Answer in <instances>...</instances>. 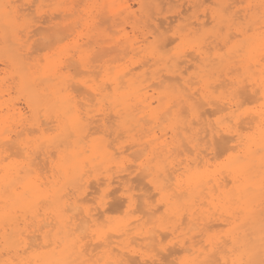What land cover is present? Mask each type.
<instances>
[{
  "label": "bare ground",
  "instance_id": "6f19581e",
  "mask_svg": "<svg viewBox=\"0 0 264 264\" xmlns=\"http://www.w3.org/2000/svg\"><path fill=\"white\" fill-rule=\"evenodd\" d=\"M170 1L167 3L170 4ZM11 2L12 1L10 0H0V5L10 4ZM233 2L235 3V1ZM130 3L128 0H95L92 9L88 10L87 7V10H85L87 14L85 13L86 16L83 18L85 21L82 22V25L88 30L91 28V30L86 32L85 35L88 38V41H92V45L90 46L93 48L86 47L85 45H89L88 43H81V45H79L80 43L78 44L76 42L75 46L78 45L76 46L77 48L74 47V49L76 48L74 51L75 54L73 51L69 50L71 47L70 44L72 43L69 44L67 42L64 44L66 42L65 40L71 38L70 36L72 34L70 33L73 28L72 25H70V23L69 25L67 24V26L64 25L63 31L61 30L62 28H60L61 25L56 27L58 24L55 23L56 26H50L52 29V31L50 30V34L49 30H47L49 27L47 25V35L43 34L41 36L44 38H42L44 42L48 39V41L50 40V43H53L54 52L51 55H45V63L43 61L44 64H41L42 62L39 56L38 58L36 56V58L31 57L33 60H30L29 55L27 56L29 53L28 48H31L29 42L31 39L30 32H35V30H31L33 25L24 27L26 21L20 22L17 26L18 31L10 32L8 38L5 39L3 31L4 18L3 15H0V31H2L6 43L5 56H7L10 64L9 66L11 67V69H8H10L11 73L14 75V79H17V91L23 95L25 104L29 109L28 111H30L29 115L31 114V118L28 116L30 121H26L25 113L22 111L24 107L22 108L20 103L12 102L9 104L8 102L4 103V101L1 100L2 98L4 99L6 96L5 94H11L10 88L7 89L5 87L7 90L0 89V264H49V262L54 261H84L87 259L100 261L101 264H118V262L119 264H132L131 262L133 261H136V263L133 262V264H137L138 260H146V264H148L147 261L149 262L150 260L151 264V261L154 262L157 260L156 257L158 258L159 255L163 254L161 250L166 251L170 249L171 251L172 249L170 248L168 241L167 244H165L166 239H168L170 235L164 236L165 234L163 233H165L166 230L171 231L173 236L176 235L178 229L184 231V234H189L185 231L186 224L188 223V231L190 230L197 234L200 232L201 234V229L207 230L211 226L216 230V224L218 222H220L222 226H228L227 231L232 229V233L238 238V247H255L256 256L254 258H259V238L262 229H264V216H262V209H264V196H262L260 190L262 168L260 147L258 143V125L261 122L256 118L261 111V105L264 104V92L261 91L259 79L260 70L264 68V60L261 58V51L264 49V42L260 39L259 31L261 27L257 28V25L260 24V22L256 17H251V21H248L247 24L253 25L254 28L256 27L254 35H246L244 41L237 39L232 40L231 37L235 38L239 34L244 35L247 30H241L238 28V34H235V37L234 35H231L233 34L231 29L234 26L233 17L236 15L237 10L231 9L233 8L230 7L231 3L225 5V2L218 0L220 8L210 12V18L214 22V30L202 29V33L200 34L197 33L198 31H194V27L192 26L194 23L201 28H203L204 23H206L200 20V15L193 16L197 23L191 21L182 25L189 26L184 32L182 31L184 27L180 26L182 28L181 31L183 32L180 33L184 47H189L197 53V55H195V58H197L195 66L197 67L198 72L195 74L197 75V78H200V81L198 80L197 82L200 84L202 83L201 92H199L198 87L196 88L193 87V85H190L188 79H186L187 77L184 76V70H182V67L179 65L180 63L178 59L183 60L180 57V53L184 49L174 50V52L169 54V51L165 50V47L168 46L167 44H169V42L167 43L164 38L162 39L158 37V35H161L160 32L162 30L160 32L157 30L162 26L160 27V24L157 21L159 17H156V15L159 16L163 13L161 10L162 6L165 4L162 3V0H139V14L137 13V10L133 9V5ZM184 5L185 3H183V6ZM68 8L71 7L69 6ZM13 12L17 15L16 9H13ZM72 13L73 12H71V14ZM183 13L185 14V12ZM74 14H72V16ZM54 15L59 16V14ZM64 15L62 14V17ZM65 16L70 17L69 13ZM240 16L242 15L240 14ZM75 17L79 16L77 15ZM80 18L82 17L78 18L81 21L82 19ZM178 18V20L181 19V17ZM238 18L239 17L236 15L235 19ZM141 19H144L142 21L143 23L141 22L142 24H139L138 22H140ZM47 20L45 21L47 22ZM79 20L77 21L79 22ZM30 23L31 22H29V24ZM106 23L107 25L109 24L110 31L107 30L108 26L106 27ZM168 23H171L169 19ZM74 24L73 26L76 27L77 23L76 25ZM126 24H130L133 31L139 29L143 39L137 40L136 36H133L132 38L126 30ZM151 26L152 28H155V32L157 31L159 33H157L158 35H156ZM58 28H60V30ZM68 28L71 30L69 29L68 31ZM150 28L153 30L152 33ZM112 29L114 30L111 31ZM224 29H226L225 33H223ZM19 30L26 32H24L26 34V39L19 36ZM65 30H67V32ZM230 30L231 33L229 32ZM34 34H32L31 37L34 36ZM163 34L165 33H162V36ZM150 35L153 39H150ZM166 36L167 35H164L163 37L166 38ZM212 36L214 39L209 42V39ZM39 37L40 36L36 38ZM35 41L37 42V39H34V42ZM218 41H221L224 46H227L225 54L220 52V48L218 47V44L220 45V43H218ZM94 46H98L99 50H95ZM26 50L28 51L26 52ZM69 51L73 52L74 55H71L72 58L69 56L68 61H75L73 63L79 67L80 73L83 70L87 73L86 74L84 71L82 72V74L84 73V75H86L85 78L83 77L81 80H75V77L69 69L71 63L69 64L68 61H65L68 58L64 60L65 62L63 61L65 55H70L71 52ZM104 53L106 54L104 55ZM190 53H192L191 55L195 54L193 52ZM134 55L142 56L141 58L143 61H147L146 59L153 60V63L151 61L152 65H157L155 70L151 71L148 68V72L151 71V76H148L149 78L145 75L148 72L145 73L143 70L142 75L140 73L135 74L133 71L131 72L130 65H125L127 62L126 59L134 61ZM181 56L183 57V55ZM192 58H194V56ZM121 61V64H117ZM93 62H96V64ZM213 62L217 64L216 68ZM64 63H68L69 66ZM91 63H93V65ZM144 63L145 62H143L141 68H144ZM134 65L136 66V64ZM186 66L187 65L184 66L185 69ZM189 66L191 68V65ZM228 66L229 70L235 68L234 70L232 69V73L234 74L235 72L233 71L241 69V76L239 75V78L236 79V90L238 91V89L242 90L244 88L246 89L245 92H239L238 94L237 91L233 90L234 92L227 94V90H225V94L223 90V92L215 94L217 90L215 89L216 91L214 92V87L222 85L223 83L226 87V85L231 82L229 81V83L226 84L225 81L228 82L227 79H222L223 82L220 80L223 74L228 75L231 73H228L227 71L224 72V69ZM93 67L99 69L96 71L98 72L97 76L94 72L97 69L93 70ZM136 67H138V65ZM72 68L73 67H71V69ZM214 69H216V74H218L217 78H214ZM74 70L76 71V69ZM162 71L165 73H161ZM80 73L79 75H81ZM88 73L90 74L88 75ZM237 73L239 74V70ZM99 74L100 78H98ZM95 76L98 79H96ZM155 80L158 81V84L156 82H153V85L149 83L150 81ZM217 81H221V84L217 83ZM73 82L77 85L79 84L81 88L83 86L84 89L82 88V90H84V92L80 89L81 92L77 95L76 93H78L79 88H76L75 90V87H73L72 84ZM247 82L248 85H246ZM232 83L235 82H231L230 85ZM151 85H159V87L154 88L151 87ZM195 85L197 86V84ZM219 87L222 89L224 86ZM109 92L111 93L109 104L106 107L98 108L97 101L99 100L103 103ZM87 93L89 94V97L85 95ZM242 93L247 95L243 94V97H246V99L250 98L254 101L262 100L260 107L244 111L242 114L236 113V110L241 107L242 96L240 95H242ZM80 94L86 97L81 98ZM78 97L79 99L81 98V100H79ZM154 102H156V106L154 105ZM204 105H209L211 107L217 105V110L221 112L222 115H219V117L214 120H209L207 117L205 118L203 115L205 114V110L203 109L207 106L203 107ZM213 113L214 112H212V114ZM73 114H83L84 123L71 135V138L65 139V124L70 120V117ZM117 114H119V120L116 119ZM243 115H247V117L245 116L247 120ZM154 117L156 118L154 119ZM241 117L243 119H241ZM108 119H111L109 122L110 124L112 123L113 134L111 133L112 128H107L106 124L109 125L107 122ZM244 119L253 129L252 140L249 139V133L244 134L242 133L243 131L241 132L240 121ZM43 121L45 125H43ZM237 122L241 135L234 137V132L237 129L231 127V125L236 124ZM46 124H49L50 126L47 127ZM14 125H16L17 131H13ZM242 126H244L243 123ZM33 127L40 132V135L35 138L28 134V132L30 133L34 130ZM53 128L56 129L57 133L61 134L55 142L50 139L54 135L51 131ZM108 129L110 131L109 134H107ZM27 130L30 131L27 132ZM100 130L107 131L105 132L106 135L111 137L112 134L114 138L110 139L108 136L109 140H111L108 141V139L102 137L106 136L104 134L101 137L94 136V134L98 131L100 132ZM168 131L172 136L168 134ZM14 132L17 137L14 136ZM159 132L162 133L161 136H159ZM167 134L173 138L172 141L171 138L170 141H167ZM203 138L208 139L204 140ZM123 139H126V141H132V143H134V145L130 143L132 148L134 146L139 147L138 149L135 148V153L137 154L138 150L144 159L142 162H139V165H131L133 167L137 166L136 169L133 168L136 172L138 169H140V172L142 171V174L140 172L138 174L136 173L137 176L140 175L141 178H139L141 181L143 178L142 176H144V178L154 186V190L156 189L157 193L160 194L159 202L162 203L164 210L163 212H160L162 206L158 205V207H156L157 204L155 205L157 209H153V205H151L149 200L147 201V199H150L153 192L151 191L152 193L148 198L146 193L147 190L145 191L143 187V191L140 189V193L138 192V194L133 195H138L136 198H139L141 195L143 197L144 192V197H147H145L146 199H141H145L146 205L140 206H143L141 208L142 210L146 209L148 212H152L151 214H145L146 220L143 219L144 216L139 220L140 214H136L135 217L137 219L134 218L136 219L135 221L138 220L137 223L130 219L119 220L120 217L118 220L113 221L116 217L112 220L109 215V218L111 219L109 222H111V224L108 229H105L107 226L106 223L109 222L104 219L102 220V218L96 215L100 210L93 213L94 209L92 211L90 206H88V208L84 204L79 203V201L80 197L86 194L88 186L92 185L91 182V185L89 184L90 177L94 176L97 178L99 174L106 171L107 174L105 172L106 176L104 182L99 181L96 183H98V187H103L105 185L103 183H111L110 179L112 177H110L109 172L113 165L117 168H123L122 171H126V176H132V173H134L131 171L132 168H125L123 160L121 161L120 159L121 154L119 155L120 161H118L119 159H116V154L113 151V148H115V151L116 149L120 151L122 148L123 151L127 150L126 147L124 148L126 143L124 144ZM199 139H203V141L199 142ZM112 140H115L113 141L115 144L112 143ZM204 141H206L207 144ZM201 142H204L207 147L208 143L209 145L211 144L210 142L213 144L218 142L217 146L214 145V149H212L216 152L215 149L220 144L222 149L219 147L217 149L223 150L221 152L225 154L224 161L216 164L214 163L215 161H211V157L209 158L203 155L200 150L201 148L202 151L204 150L202 145H200ZM184 147L188 148L187 153L192 151L193 155H191V153L190 155L185 153L186 150L183 153L181 149L184 150ZM179 149L182 151V154H185L186 156L184 160H182V158L181 160H175V157L172 158L173 155L176 156V154L173 153H175V151L177 153ZM207 149H209V147ZM11 152L16 156L15 158H13ZM131 152H134V150L131 149ZM120 153H122V151ZM208 153L210 154L211 152ZM40 155L47 157L46 161L47 164L49 162L50 175L43 176L44 171L41 170V167L37 164L39 161L36 162V159H40L37 158ZM215 155L216 153L213 157H215ZM221 155L222 154H220V156ZM141 156L139 157L140 159ZM197 164L199 165L200 172L203 176V183L199 188L194 190L189 189L186 199L177 201L172 198L170 192L164 191V189L167 188V185L171 182L169 173H172L173 175L183 173L189 166L194 167ZM37 165L40 168H38ZM173 166H175V169L180 170V172H173ZM45 168L48 169V167ZM127 170H129V172H127ZM41 171H43V173H41ZM122 176H124V174ZM131 176L129 177L131 178ZM137 176L135 177V180L137 179ZM101 178L98 177L97 180H103ZM144 178L143 181H145ZM112 179L114 180V177ZM114 182H116V180ZM124 182L126 183L127 181ZM94 185L96 184H93V187H95ZM135 185L136 184H134V186ZM139 185L136 186L140 188L141 186L139 187ZM146 185L148 186V184ZM185 187L187 188V185H185ZM6 188L7 191L5 190ZM134 188L132 187V189ZM70 189L73 190L72 193H70ZM109 190L110 189H108V191ZM130 190L128 193L131 192ZM150 190L151 188L148 189V191ZM124 192L126 193V190ZM96 196H94L93 199H95ZM62 197L66 198L62 199ZM112 197L113 196L111 195V198ZM155 197H158V195ZM133 198L134 197L131 195H129L128 198H123L129 201V204L127 201L129 210L133 207ZM88 201L89 200L86 199V202ZM104 201L101 202L103 203ZM169 201H171V203H169ZM83 202H85V200ZM102 203L101 205L104 207ZM113 203L116 204L115 202ZM118 204L120 205L121 203ZM135 205L136 207L134 206L133 208H136V210L140 208L136 203ZM166 205L167 207H165ZM103 207L102 210H104ZM64 208L71 209V212L61 214V210ZM158 208L160 211L156 212ZM114 209L116 212V208ZM245 209L248 211L242 212V210ZM126 210L124 212L127 213ZM104 211H106V209ZM139 211L144 214L141 210ZM185 211L187 212L186 214L188 215L189 221H187L186 218V220L183 219V222L182 217L183 215H186L183 214ZM135 213L133 212V215ZM157 213L162 214L156 215ZM151 215L153 217H150L149 221H147L148 217ZM137 216H139V219ZM97 218H100L98 219L101 221H98L100 225L97 223ZM181 221L185 225H183ZM212 222L213 224L214 222L216 224L211 225ZM179 225L183 226V230L179 228ZM213 227L211 228L213 229ZM210 229L207 231H212ZM196 230L198 232H195ZM178 233L177 236L172 237V239L169 238L170 240H168L170 245H178L179 248L190 253V256H186L185 259L181 261H186L188 264H203L208 258L214 256V253L209 250L207 243L205 245L203 243V245H199L201 239H197L199 240V242L196 240L197 243L192 241L195 234L192 235V237L190 236V239L188 238L189 246L187 247V237L183 238V233H181L180 236L182 237L178 239L180 237ZM197 234L195 237L199 238L200 235L198 234V236ZM217 234H219V232ZM160 235L164 236V239ZM249 235H251L254 240V244L249 241ZM49 236L57 238L60 241V248L53 251L46 247L45 242ZM165 237L168 238L165 239ZM162 239L165 240L164 244ZM74 242L75 251L73 250ZM92 245L94 246L93 248L91 247ZM156 245L159 248L154 247ZM178 246L175 247L178 249ZM149 247H153V249L155 248L157 252H155V250L152 251L153 249L149 250ZM175 247L173 248V252L174 249H176ZM144 248L150 252H147L146 250L142 251ZM95 250L97 251L94 252ZM176 250L175 252H179L180 255V251ZM153 252H155V254H153ZM158 252L160 253L159 255ZM169 252L168 255L173 258L172 255H174V253L171 251L172 254H169ZM165 254L167 253L164 252L163 255ZM227 258H233L231 253ZM167 260H169V257ZM172 261L173 260L169 262ZM181 261H179V264ZM153 264H157V262ZM174 264H177V262Z\"/></svg>",
  "mask_w": 264,
  "mask_h": 264
},
{
  "label": "rangeland",
  "instance_id": "374dc122",
  "mask_svg": "<svg viewBox=\"0 0 264 264\" xmlns=\"http://www.w3.org/2000/svg\"><path fill=\"white\" fill-rule=\"evenodd\" d=\"M10 1H12L11 3H10V5H13L14 6V8L13 9H16L17 10V15H18V17H20L19 19H20V22H23V21H26V23L24 24V27H26V26H31V25H33L32 26V28H31V30H35V34L33 33V31L32 32H30V34L32 35V34H34V36H32L31 37V35H30V40H29V42H30V46H31V48L29 49L28 48V50H29V53L27 54V56L29 55L30 56V60H33V58H38V56H39V58H41V64H44L45 63V55H51L53 52H54V45H53V43H50V40L48 41V39L47 40H45V42L43 41V37L41 36V35H47V30H49V34L51 33L50 32V30L52 31V29H51V27L50 26H52V25H55L56 26V24H58V26H56V27H59V25H61L60 26V28H62L61 30H63V26L65 25V26H67V24L69 25V23H70V25H72V31H71V33L70 34H72L70 37L71 38H69V39H67V40H65L64 42V44H66L67 42L70 44V43H72V44H70L71 45V49L69 48V50H71V51H75L76 50V46L79 44V45H81V43L82 44H84V43H88L89 45H85L86 47H91L90 45H92V41H88V38L86 37V35H85V33L86 32H88L89 30H91V28L88 30V29H86V27L84 26V25H82L83 23L82 22H84L85 21V19L83 20V18H85V16H86V12H85V10H87V7H88V10L89 9H92L93 8V6H94V3H95V0H10ZM32 1H34V2H32ZM67 1V2H66ZM81 1V2H80ZM82 1H83V3H82ZM138 1L139 0H128V2L130 3V4H132L133 5V9L134 10H137V13L139 12L138 11V8H139V5H138ZM166 1V2H165ZM170 0H162V3H164L165 5H163L162 6V10H161V12H163L161 15H159V16H157L156 15V17H159L158 19H157V21H158V23L160 24V29L159 30H157L158 32H160L161 30L162 31H164V32H162V33H165V34H163V36L164 35H167L166 36V38H168V39H166L165 37H163L162 36V33L160 32V34L161 35H158L159 33L156 31L155 32V28H152V26H151V28L154 30V32L156 33V35H158V37L159 38H164L165 39V42H169V44H167L166 46L167 47H165V50L167 51H169L168 53L169 54H171L172 52H174V50H182V49H184L181 53H180V57H181V59H183V60H185V61H183V60H180V59H178L179 60V65H180V67H182V70H184L183 72H184V76L185 77H187L186 79H188V82L190 83V85H193V87H198V89H199V92H201V84L199 83V82H197L198 80L200 81V78L198 77L197 78V75L195 74V73H197L198 72V70H197V67L195 66V63H196V60H197V58H195V55H197V53L193 50V49H191V48H189V47H184V44H183V41H182V37H181V33H183L184 31H185V29L187 28V27H189V26H182V25H185V24H187L188 22H196L197 23V21L195 20V18L193 17L194 15H200L199 17L201 18L200 20H202V21H204V22H206V23H204V26H203V28H201L200 26H197V24L195 25V23H194V25H192L193 27H194V31L196 32V31H198L197 33L198 34H200V33H202V29H205V30H210V29H213L214 28V22L211 20V18H210V12H212V11H214V10H218L220 7V5H219V3H218V0H171L170 1V4H168L167 2H169ZM175 1V2H174ZM221 1V0H220ZM223 2H225L226 4L225 5H228V4H230L231 3V5H230V7H233V8H231V9H233V10H237V13H236V15H237V17H239L238 19L240 20H238V19H235V16L233 17L234 19H233V22H234V26L232 27V31H233V34H231V35H234V37L238 34L237 33V29L238 28H240L241 30H244V29H246L247 30V27L249 26L248 24H247V22L249 21H251V17H256V19L260 22V24H258L257 25V28L259 27H261L260 25H261V16H262V14H264V7H262V5H264V1L263 0H222ZM233 1H235V3L233 2ZM64 2V3H63ZM68 2H70V3H68ZM72 2V3H71ZM80 2V3H79ZM238 2V3H237ZM14 3V4H13ZM93 3V4H92ZM161 3V4H162ZM167 3V4H166ZM183 3H185V5L183 6ZM218 3V4H217ZM233 3V4H232ZM243 3V4H242ZM24 4V5H23ZM36 4H38V5H36ZM66 4V5H65ZM85 4V5H84ZM90 4H92V5H90ZM28 5H29V7H28ZM34 6V7H32V6ZM81 5V6H80ZM71 7V8H68V7ZM191 6V7H190ZM194 6V7H193ZM73 7V8H72ZM79 7V8H78ZM91 7V8H90ZM252 7V8H251ZM254 7V8H253ZM29 8V9H28ZM34 8V9H33ZM84 8V9H83ZM256 8V9H255ZM28 9V10H27ZM31 9V10H30ZM70 9V10H69ZM75 9V10H74ZM181 9V10H180ZM208 9V10H207ZM32 10H34V11H32ZM36 10V11H35ZM68 12H67V11ZM183 10V11H182ZM189 10V11H188ZM240 12H239V11ZM248 10V11H247ZM75 11V12H74ZM187 11V12H186ZM63 12H65V13H63ZM71 12H73L72 14H74L75 16H79V17H82V18H80V19H82L81 21L78 19L79 17H75L74 15L72 16V14H71ZM183 12H185V14L183 13ZM239 12V13H238ZM256 12H258V13H256ZM26 13V14H25ZM30 13V14H29ZM33 13H35V14H33ZM64 15H68V13H69V16L71 17H68V16H63L62 17V14ZM86 13V14H85ZM54 14H59V16H55ZM82 15V16H80V15ZM139 14V13H138ZM179 14V15H178ZM240 14L242 15V16H240ZM245 14H246V16H245ZM21 15V16H20ZM37 15V16H36ZM178 15V16H177ZM204 15H207V16H204ZM239 15V16H238ZM43 16V17H42ZM45 16V17H44ZM47 16V17H46ZM55 16V17H54ZM61 16V17H60ZM165 16V17H164ZM170 16H171V19H170ZM176 17V18H174V17ZM22 17V18H21ZM67 17V18H66ZM74 17H75V19H74ZM178 17H181V19L180 20H178L179 18ZM242 17V18H241ZM246 17V18H245ZM52 18H56V19H52ZM60 18V19H59ZM70 18V19H69ZM166 18H168L170 21H171V23H173V24H169L168 23V19H166ZM178 18V19H177ZM38 19V20H37ZM48 19V20H47ZM50 19V20H49ZM175 19V20H174ZM189 19V20H188ZM243 19V20H242ZM41 20V21H40ZM45 20H47V22L45 21ZM52 20V21H51ZM75 20H76V22H75ZM77 20H79V22L77 21ZM144 20V19H143ZM142 19L140 20V22H138L139 24H142L143 21ZM184 20V21H183ZM186 20V21H185ZM207 20V21H206ZM253 20V19H252ZM40 21V22H39ZM72 21H74L75 22V24H74V22H72ZM162 21V22H161ZM211 21V22H210ZM237 21H239V22H237ZM29 22H31L30 24H29ZM42 22V23H41ZM142 22V23H141ZM208 22V23H207ZM258 22V23H259ZM56 23V24H55ZM76 23H77V26L76 27H74L73 26V24L74 25H76ZM79 23V24H78ZM235 23H236V25H235ZM238 23V24H237ZM242 23H244V24H242ZM42 24V25H41ZM164 24V25H163ZM166 24H169V25H166ZM50 27V29H49V27ZM127 25V26H126ZM125 26H126V30H127V32L129 33V35L133 38V36L135 37H137V40H142L143 39V37H142V34H141V31L139 30V29H137L136 31H133V29L131 28V26H130V24H126ZM38 26V27H37ZM41 26V27H40ZM79 26H82V27H79ZM108 26V29L107 30H109L110 29V27H109V24L107 25V23H106V27ZM165 26V27H164ZM170 26V27H169ZM184 27V29L181 31V27ZM240 26V27H239ZM252 26V29H253V31H252V33H248L247 31H246V34H239V35H237L238 37H241V39H237V36L235 37V38H233V37H231L232 38V40H243L244 41V38H245V36L246 35H250V36H252V35H254V33H255V28H254V26L253 25H251ZM45 27V28H44ZM48 27V29L46 30V28ZM54 27V26H53ZM55 27V28H56ZM54 28V29H55ZM60 28H58L59 30H60ZM78 28H80V29H78ZM83 28V29H82ZM131 28V29H130ZM150 28V30H152ZM168 28V29H167ZM43 29V30H42ZM53 29V30H54ZM64 29H65V27H64ZM69 29L70 28H68L67 30L69 31ZM76 29V30H75ZM163 29H165V30H163ZM196 29V30H195ZM0 30H1V28H0ZM67 30H65L66 32H67ZM71 30V29H70ZM114 29H112L111 31H113ZM129 30V31H128ZM153 30L151 31V33L153 32ZM200 30V31H199ZM214 30V29H213ZM231 30L229 31L230 33H231ZM64 31V30H63ZM110 31V30H109ZM130 31H131V34H130ZM147 31H148V29H147ZM169 31V32H168ZM259 31V30H258ZM25 31H23V30H19V36L21 37V38H23V39H26V32L24 33ZM136 32V33H135ZM181 32V33H180ZM226 32V29H224L223 30V33H225ZM259 32H261V28H260V31ZM158 33V34H157ZM38 34V35H37ZM150 34V33H149ZM236 34V35H235ZM38 36H40L39 38H36V37H38ZM149 36V35H148ZM162 36V37H161ZM177 39H175V38ZM36 40L37 39V42L35 41L34 42V39ZM43 38V39H42ZM150 39H153L152 38V36L150 35ZM174 39V40H173ZM214 38H213V36L209 39V42H211V40H213ZM82 41V42H81ZM88 41V42H87ZM175 41V42H174ZM49 42V43H48ZM52 42V41H51ZM76 42L78 43L76 46H75V44H76ZM172 42V43H171ZM179 42V43H178ZM43 43V44H42ZM176 43V44H175ZM182 43V44H181ZM218 43H220V45L222 46V48H221V46L218 44V47L220 48V52L221 53H223V54H225L226 53V49H227V46H224L223 45V43L220 41H218ZM48 44H50V45H48ZM42 45V46H41ZM45 45V46H44ZM48 45V46H47ZM181 45V46H180ZM5 46H6V43H5V41H4V37H3V34H2V31H0V81L3 83H1L0 82V89L2 90V89H9L10 88V90H11V94L10 95H8V94H5L6 96L4 97V99L2 98L1 100L2 101H4V103H9V104H11L12 102H15V103H20V105L22 106V108L24 107V109H22V111H23V113H25V120L27 121L28 120V122L30 121L29 120V118H31V114L29 115V112L30 111H28L29 109L27 108V106H26V104H25V99H24V97H23V95L21 94V93H19L18 91H17V88H16V81H17V79H14V75L11 73V71H10V69H11V67L9 66L10 64H9V61H8V59H7V56H5V54H6V49H5ZM39 46V47H38ZM33 47V48H32ZM45 47H48V48H45ZM50 47H52V48H50ZM74 47H76L75 49H74ZM95 47V46H94ZM171 47V48H170ZM175 47H176V49H175ZM179 47V48H178ZM182 47H184V48H182ZM40 48V49H39ZM45 48V49H44ZM91 48H93V47H91ZM34 49V50H33ZM35 49H36V51H35ZM38 49V50H37ZM95 50H99V48H98V46L97 47H95L94 48ZM28 50H26V52L28 51ZM32 50H33V52H32ZM71 51H69V52H71ZM193 52V53H195L194 55H191L192 53H190V52ZM212 51H213V49H212ZM31 52V53H30ZM36 52V53H35ZM73 52H71L70 53V55H68V56H66L65 55V57L63 58V61L65 60V59H67L69 56L72 58V56L71 55H74L75 54V52H74V54H73ZM100 52V51H99ZM189 53V54H188ZM31 54V55H30ZM99 54V53H98ZM100 54H101V52H100ZM103 54V53H102ZM106 53H104V55H105ZM186 54H188V55H186ZM55 55V54H54ZM181 55H183V57L181 56ZM185 55V56H184ZM36 56V57H35ZM194 56V58H192ZM31 57H33L32 59H31ZM139 57V58H138ZM142 56H138V55H134V61L133 60H127L126 59V61L128 62V64H127V62L125 63V65L126 66H131V72L133 71L135 74H138V73H140L141 75H142V72H143V70H144V72L146 73V72H148V68H149V70H155V67H157V65H152V63H153V60H150V59H146L147 61H143V59L141 58ZM179 57V58H180ZM6 58V59H5ZM70 58V59H71ZM137 59H142V60H137ZM194 59V60H193ZM69 60V58L67 59V60H65V61H68ZM73 60V59H72ZM150 62H149V61ZM193 60V61H192ZM43 61H44V63H43ZM64 61V62H65ZM151 61H152V63H151ZM73 62H75V61H68V63L70 64L71 63V65H70V72L72 73V75L75 77V80H81V79H83V77L85 78L86 77V75H84V73L82 74V72L84 71L83 69V71H81V73H80V71H79V67L77 66V65H75V63H73ZM134 62H136V63H134ZM138 62V63H137ZM141 62V63H140ZM143 62H145L144 64V68H141L142 67V65H143ZM148 62V63H147ZM67 63V64H68ZM94 64H96V62H93ZM93 63H91L92 65H93ZM122 63V61L121 62H119V63H117V64H121ZM132 63H133V65H132ZM151 63V64H150ZM214 63V62H213ZM65 64V63H64ZM67 64H65V65H67ZM69 64H68V66H69ZM72 64H74V65H72ZM98 64V63H97ZM134 64H136V66L138 65V67H136ZM182 64V65H181ZM9 67H8V66ZM148 65H151V66H148ZM185 65H187L186 66V69H185ZM189 65H191V68H190V66ZM135 66V67H134ZM214 66H215V68L217 67V64H215L214 63ZM71 67H73L74 69H76V71L72 68L71 69ZM78 67V68H77ZM6 68V69H5ZM8 68H10V69H8ZM189 68V69H188ZM66 69V68H65ZM93 70L94 69H97V68H92ZM140 69V70H139ZM233 69V68H232ZM232 69L231 70H229V66L228 67H226L225 69H224V72L225 71H227L228 73L229 72H231V73H227L228 75H226V74H223L222 76H224V77H222L221 76V74H220V76H221V78H220V80H225V79H227V81L228 82H226L225 81V83L227 84V83H229V81H231V82H235V83H232L231 85H230V83L228 84V85H226V87H225V84L223 83L222 85H218L217 87H214V92H215V94H219L220 92H223V90H224V93L226 92L225 90H227V94L228 93H230V92H234V91H237L236 90V88H237V83H236V79L237 78H239V75L241 76V73H242V71L240 72V70L241 69H238L239 70V74L237 73L238 72V70H235V71H233V72H235V74L234 73H232ZM235 69V68H234ZM233 69V70H234ZM67 70V69H66ZM74 70V71H73ZM81 70V69H80ZM99 69H97V70H95L94 72H95V74H96V76L98 75V72H96V71H98ZM146 70V71H145ZM151 71H149L148 73H146L145 75H147L146 77H150L151 76ZM2 72V73H1ZM75 72V73H74ZM85 72V71H84ZM164 71H162L161 73H163ZM213 72H214V78L216 77L217 78V76H218V74H216L217 72H216V69H214L213 70ZM79 73L81 74V75H79ZM86 73V72H85ZM165 73V72H164ZM87 74V73H86ZM90 73H88V75H89ZM94 74V75H95ZM101 74V73H100ZM100 74H99V76H98V78H100ZM87 75V76H88ZM13 76V77H12ZM95 76V78L96 79H98L97 77ZM235 76V77H234ZM8 77V78H7ZM11 77H12V79H11ZM148 77V78H149ZM194 77V78H193ZM10 78V79H9ZM193 79V80H192ZM197 79V80H196ZM4 80H5V82H4ZM14 80V81H13ZM195 80V81H194ZM223 80H222V82H223ZM6 81H8V82H6ZM10 81H11V83H10ZM192 81H194V82H192ZM153 82L155 83H157L158 84V81L157 80H155V81H150L149 83L150 84H152L153 85ZM199 83V84H198ZM217 83H220L221 84V81H217ZM8 84H10L11 85V87H10V85H8ZM73 84V87H75V90H76V88H79L78 90V93H76L77 95L81 92L80 91V89L82 90V88L84 89V87L82 86V88L79 86V84L77 85L75 82H73L72 83ZM76 84V85H75ZM195 84H197V86L195 85ZM236 84V85H235ZM3 85V86H2ZM7 85V86H6ZM14 85V86H13ZM151 85V87H154V88H158L159 87V85L158 86H152ZM246 85H248V82L246 83ZM3 88H2V87ZM219 86H224L225 87V89H224V87L221 89V87H219ZM235 86V87H234ZM6 87V88H5ZM13 87V88H12ZM219 87V88H218ZM213 88V87H212ZM211 88V89H212ZM228 88H230V89H228ZM6 89V90H7ZM216 89V90H215ZM242 89V88H241ZM244 89V88H243ZM240 90V89H238V94H239V92H245V90L246 89H244V90ZM0 90V91H1ZM74 90V91H75ZM213 90V89H212ZM234 90V91H233ZM82 92H84V90H82ZM247 92L249 93V91L247 90ZM6 93V92H5ZM86 93V92H85ZM82 94H84V93H82ZM82 94H80V97L82 98V97H89V94L87 95V94H85L86 96H82ZM226 94V93H225ZM241 94V93H240ZM243 94L244 95H246L245 93H242V95H240V96H242V103H241V107H239L237 110L236 109H234V110H236V113H243L244 111H248V110H253V109H257V108H259L260 107V104H261V102H262V100H256V101H254L253 99V101L251 100H249V99H246V97H243ZM250 95V94H249ZM8 96V97H7ZM247 96V95H246ZM81 98L79 99V97H78V99L79 100H81ZM6 100V101H5ZM246 100V101H245ZM17 101V102H16ZM245 101V102H244ZM251 102V103H250ZM25 104V105H24ZM154 105L156 106L157 104H156V102H154ZM205 106H207V107H205ZM215 106V107H214ZM203 107H205L203 110H205L204 112H205V114H203L204 115V117L206 118H208L209 120H214L215 118H217V117H219V115L221 116L222 115V113L221 112H219L218 110H217V105H213L212 107L211 106H209V105H204ZM202 107V108H203ZM255 107V108H254ZM208 108V109H207ZM236 108V107H235ZM27 109V110H26ZM212 109V110H211ZM25 110V111H24ZM208 112H207V111ZM210 111V112H209ZM214 112L213 114H212V112ZM219 112V113H218ZM202 113H203V111H202ZM28 116H29V118H28ZM247 117V115H243V117L244 118H246ZM27 117V118H26ZM203 117V118H204ZM241 119H243L242 117H241ZM42 120H43V118H42ZM109 120H111V119H108L107 120V122L109 123V125L108 124H106L107 125V128H109V127H113L112 126V123L110 124V122H109ZM246 120H247V118H246ZM246 120L244 119V120H241L240 121V129H241V132L242 133H244V134H248V132H247V130L249 129V127L251 128V125L249 126L248 125V123H246ZM242 123L244 124V126H242ZM43 125H45V123H44V121H43ZM47 125V124H46ZM50 125L48 124L47 125V127H49ZM44 127H46V126H44ZM242 127H243V129H242ZM34 128V127H33ZM32 128V129H33ZM115 128V127H114ZM252 129V128H251ZM16 130V125H14L13 126V131H15ZM17 131V130H16ZM28 131H30V130H27V132ZM34 131V132H33ZM32 132H28V134L31 136V137H33V138H35V137H37L38 135H40V132L37 130V129H35L34 128V130H33ZM112 131H113V128H112V130H111V133H112ZM252 131H253V129H252ZM105 132H107V131H101L100 130V132L98 131V132H96L95 134H94V136H96V137H101L103 134L104 135H106V133ZM169 132V131H168ZM15 133V132H14ZM13 133V134H14ZM110 133V131H109V129H108V133L107 134H109ZM113 134V133H112ZM111 134V137H110V139L111 138H114L113 137V135ZM169 135H170V132L168 133ZM167 134V136H166V138H167V141L169 140L170 141V138H171V141H172V137H170V136H172V135H168ZM16 135V133L14 134V136ZM97 135H100V136H97ZM162 135V133H160L159 132V136H161ZM204 135V134H203ZM203 135H202V137H203ZM107 136V135H106ZM106 136H102V137H104V138H106V139H108V141H111V140H109V137L107 138ZM137 136H139V135H137ZM15 137H17V136H15ZM14 137V138H15ZM169 138V139H168ZM204 139V138H203ZM203 139H199V142L200 141H203ZM206 139V138H205ZM204 139V140H205ZM208 139V138H207ZM206 139V140H207ZM145 140V139H144ZM143 140V141H144ZM113 141H115V140H112V143H114L115 144V142H113ZM123 141H124V144L126 143V145H124V148L126 147L127 148V150L126 149H124V150H126V151H123V148L120 150V151H118L117 149H116V151H118V152H116L115 151V148H113L114 150V152H115V156H116V159H119V155L122 157H120V159H121V161L123 160V164L125 165L124 167L126 168H128V169H131V171H133L134 173H132V176L131 175H127L126 176V171H122L123 170V168H117L115 165H113V169L111 168L110 170V177H114V180L112 179H110V181H111V183L113 184H107V183H103V184H105L103 187L102 186H100V187H98V183H96V182H104V178H105V176H106V174H107V172H106V174H105V172H102L101 174H99L98 176H97V178L99 177V178H101V177H103V178H101V179H103V180H97V178L96 177H94V176H92V177H90V179H89V184L91 185V183H92V185L91 186H88V188H87V192H86V194L85 195H83V196H81L80 197V201H79V203H81V204H84L86 207H88V206H90V208H92V211H93V209H94V211H93V213H95V212H97V211H99L100 210V212H97V214L96 215H98L100 218H102V220L104 219L105 221H107V222H109V221H111V219L113 220V218L114 217H116L113 221H116V220H118L119 219V217H120V219L119 220H127V219H130V220H133V222H135V223H137L138 222V220L137 221H135L137 218L135 217V215L137 214H140L139 216H140V219H139V216H137L138 217V219L139 220H141V217L143 218V216H144V220H146L145 218V216L148 214V213H150V212H148L146 209H141L143 206H145L146 205V203H145V199L148 197L149 198V196H150V194L153 192L154 194H155V192H156V194L154 195L153 193L151 194V196H150V199H151V197H152V201L150 200V199H147V201L149 200V202L151 203V205H153V209H157L156 207H158V205H161L162 206V203L161 202H159V196H160V194H158L157 193V190L155 189L154 190V186L152 185V184H150L149 182H148V180H146V178H144V176H142L143 178H144V180L145 181H143V178H142V181H141V177H140V175L139 176H137V174L140 172V169H138L137 170V172H136V167L134 166H132V165H139V162H142L143 161V159H144V157H142L141 155H140V153L138 152V150H137V154L135 153V148L136 149H138L139 147H137V146H134L133 148L131 147L132 145H134V143H132V141H130V140H128V141H126V139H123ZM126 141V142H125ZM204 142H206V141H204ZM204 142H201V144L200 145H202V147H203V151H202V148L200 149L201 150V152L203 153V155H205V156H207V157H211L210 159H212L211 161H215L214 163H216V164H218V163H220V162H223L224 161V159H225V154H223L221 151H223V150H219V149H217L218 147L219 148H221L222 149V147H221V145L219 144V146L218 147H216V152L213 150L214 149V145L215 146H217V144H218V142H216V143H212V142H210L211 144L210 145H213V146H210L209 145V143H208V147H209V149H207L208 147H207V142H206V144L204 143ZM132 145H131V144ZM129 144V145H128ZM204 144H205V147H204ZM129 146V147H128ZM130 148V149H129ZM185 148V147H184ZM213 148V149H212ZM128 149H129V151H130V154H129V151H128ZM131 149L132 150H134V152H131ZM176 150V149H175ZM180 150V149H179ZM177 151V153H176V151H175V153H173V154H176V156L175 155H173V157L172 158H174L175 157V160H181V158H182V160H184L185 159V154H182V151H183V153L185 152V150H186V152L185 153H187V150H188V148H185L184 150L183 149H181L180 151ZM212 150V151H211ZM122 151V153H120ZM179 152V153H178ZM208 152H211L210 154L208 153ZM218 152H221V153H218ZM12 153V152H11ZM135 153V154H134ZM139 153V154H138ZM190 153H191V155H193V153H192V151H190ZM190 153L188 152L187 154L188 155H190ZM207 153H208V155H207ZM216 153V155H215V157H213L214 156V154ZM131 154H132V156H131ZM178 154V155H177ZM180 154V155H179ZM220 154H222L221 156H220ZM12 155H13V158H15L16 156L12 153ZM123 155V156H122ZM218 155V156H217ZM141 156V159L139 158ZM217 156V157H216ZM137 157V158H136ZM11 158H12V156H11ZM37 158H40V159H42V160H40V159H36V162L37 161H39V162H37V164L41 167H39L38 165H37V167L38 168H40L41 170H43L44 171V173H43V171H41V173H43V176L44 175H50L51 174V172H50V166H49V162H48V164H47V157L46 156H44V155H40V156H38ZM56 158V157H55ZM177 158V159H176ZM218 158V159H217ZM120 159L118 160V161H120ZM44 160V161H43ZM139 160V161H138ZM126 163H125V162ZM44 162V163H43ZM145 162H146V160H145ZM40 163V164H39ZM175 163H176V161H175ZM42 164V165H41ZM132 164V165H131ZM44 165V166H43ZM48 165V166H47ZM132 166V167H130V166ZM42 167H44V168H42ZM45 167H48V169L47 168H45ZM115 168V169H114ZM133 168H135V169H133ZM121 169V170H120ZM49 171V172H48ZM127 172H129V170H127ZM179 172H180V170H179ZM46 173V174H45ZM108 173V174H109ZM122 173V174H121ZM137 173V174H136ZM141 174H142V171L140 172ZM178 173V172H177ZM124 174V176H122ZM101 175V176H100ZM117 177H116V176ZM119 175V176H118ZM129 176H131V178L129 177ZM137 176V179L135 180V177ZM123 177V178H122ZM128 177V178H127ZM140 177V178H139ZM96 178V179H95ZM133 178V179H132ZM116 180V182H114ZM95 181V182H94ZM118 181V182H117ZM121 181V182H120ZM124 181H127L126 183L124 182ZM131 181H132V183H131ZM91 182V183H90ZM94 182V183H93ZM124 182V183H123ZM137 182H138V184H137ZM141 182V183H140ZM144 182V183H143ZM93 184H96V185H94L95 187H93ZM102 184V185H103ZM107 184V185H106ZM124 184V185H123ZM128 184V185H127ZM130 184V185H129ZM134 184H136L137 186L139 185V187L140 188H138L136 185V187L134 186ZM144 184V185H143ZM146 184H148V186L146 185ZM127 185V186H126ZM133 185V186H132ZM112 186V187H111ZM117 186H119V187H117ZM128 186H130V187H128ZM230 186V185H229ZM113 187H116V188H113ZM121 187V188H120ZM132 187L134 188V189H132ZM144 187V189H145V191L147 190L148 191V189L149 188H151V190L150 191H146V193H147V197L145 198L144 197V192H143V197H142V195L141 196H139V198H136L138 195H133V194H138V192L140 193V189H141V191H143L142 190V188ZM100 190H99V189ZM112 188H113V190H112ZM125 188V189H124ZM130 188H131V190H130ZM103 189V190H102ZM105 189H107V190H105ZM108 189H110L109 191H108ZM116 189H119L120 190V192H119V190H116ZM139 189V190H138ZM104 190H105V192H104ZM113 192H112V191ZM115 190V191H114ZM126 190V193L124 192ZM131 191V192H129L128 193V191ZM133 190V191H132ZM137 190V191H136ZM70 191V193H72L73 192V190H69ZM89 191V192H88ZM96 191H97V193H96ZM105 193H103V192ZM109 192V193H111V194H109V193H107V192ZM111 191V192H110ZM118 191V192H117ZM136 191V192H135ZM152 191V192H151ZM91 192H93V193H91ZM117 192V193H116ZM122 192H124V193H122ZM133 192V193H132ZM89 193V194H88ZM92 194V195H91ZM106 194H107V197H106ZM109 194V195H108ZM114 194V195H113ZM125 194V195H124ZM88 195V196H87ZM91 195V196H90ZM97 195V196H96ZM103 195V196H102ZM111 195L113 196L112 198H111ZM124 195V196H123ZM127 195V196H126ZM129 195H131L132 197H134L133 199H134V204H133V207L135 206L136 207V205H135V203L137 204V206L138 207H140L141 205H143L142 207H140V208H138L137 210H136V208H131L130 210H129V208H128V204H129V201L127 200V199H123V198H128V196ZM140 195V194H139ZM158 195V197H155V196H157ZM87 198H86V197ZM94 196H96V198L95 199H93L94 198ZM83 197V198H82ZM102 197V198H101ZM116 197V198H115ZM83 199V201L85 200V202H83L82 201V199ZM89 198V199H88ZM106 198V199H105ZM142 198H145V199H143V200H141ZM86 199L87 200H89L88 202H86ZM92 199V200H91ZM101 199V200H100ZM112 199V200H111ZM94 200H96V201H94ZM100 200V201H99ZM105 200V201H104ZM110 200V201H109ZM137 200H139V201H137ZM156 200H157V202H156ZM82 201V202H81ZM95 202V203H93V202ZM101 201H104L103 203L101 202ZM106 201H108V202H106ZM127 201H128V204H127ZM113 202H115L116 204H114ZM123 202V203H122ZM91 203H93L92 205H90ZM101 203L104 205V207L101 205ZM118 203H121L120 205L118 204ZM145 203V204H144ZM96 204V205H95ZM157 204V205H156ZM95 205V206H94ZM101 205V206H100ZM114 205H115V207H114ZM155 205H156V207H155ZM92 206V207H91ZM98 208H97V207ZM112 208H111V207ZM119 206V207H118ZM161 206H159V207H161ZM94 207V208H93ZM95 207H96V209H95ZM102 207L104 208V210L106 209V211H104V210H102ZM116 208V212H117V214H116V212L114 211L115 209L114 208ZM89 208V207H88ZM123 210V212H122V210ZM144 208H146V207H144ZM162 208V209H161ZM160 208V210H159V208H158V210L156 211V212H158V211H160V212H163V210H164V207L162 206ZM109 209V210H108ZM113 209V210H112ZM127 209V210H126ZM135 209V210H134ZM108 210V211H107ZM113 212H112V211ZM127 211V213L126 212H124V211ZM129 210V211H128ZM139 210H141L142 212H144V214L143 213H141ZM102 211H103V213H102ZM137 211H139V212H137ZM154 211V210H153ZM120 212H122V213H120ZM129 212V213H128ZM133 212L135 213V212H137V213H135L134 215H133ZM99 213H100V215H99ZM131 213V214H130ZM152 213V212H151ZM150 213V214H151ZM187 212L185 211L183 214H186ZM106 214V215H105ZM119 214H122V215H119ZM128 214H130V215H128ZM143 214V215H142ZM146 214V215H145ZM149 214V215H150ZM158 214H160V213H157L156 215H158ZM162 214V213H161ZM160 214V215H161ZM102 215H103V217H102ZM109 215H110V217H111V219L109 218ZM153 215V214H152ZM149 216L148 217V220L147 221H149V218L150 217H153V216ZM97 216V217H98ZM125 216V217H124ZM186 216V217H185ZM183 215V217H182V221H183V219H185L186 220V218H187V221H189V218H188V215L186 214V215ZM106 217V218H105ZM118 217V218H117ZM122 217H123V219H122ZM136 219H135V218ZM100 218H97V223H98V221H100V220H98V219H100ZM110 219V220H109ZM112 221V222H113ZM181 221V222H182ZM101 222V221H100ZM104 222V221H103ZM180 222V223H181ZM184 222V221H183ZM182 222V223H183ZM106 223V222H105ZM104 223V224H105ZM134 223V224H135ZM219 223V224H218ZM217 224L214 222V224H216V226L217 227H219V228H217L216 226V230H215V228L213 227V226H211V227H213V229L211 228H209L210 230H212V231H207V230H209V229H207V230H203V229H201L200 231H202L201 232V234H200V232H198L197 230L195 231V232H198V234L200 235H198L197 233H193V232H191L190 230L188 231L187 229H189L188 227H189V225H187L186 224V227H185V231L186 232H188L189 234H186V236H185V234H184V231H181L180 229H178V235L180 236L181 235V233H183V238L185 237H187L186 239H187V244H186V246L188 247L189 246V239H190V236L192 237V235H194L195 234V236H196V234L199 236V238L198 237H195V236H193V239H192V241H195L196 242V240L197 239H201L200 240V242H199V240H197V242H199V245H201L202 243L205 245L206 244V242H205V240H206V237H207V235L209 234V233H222V232H226L227 231V229H228V226H222V224H220V222H218ZM99 225H100V223H98ZM102 224V223H101ZM111 224V222H109V223H106V228L105 229H108L109 228V225ZM189 224H190V222H189ZM213 224V222L211 223V225H214ZM183 225H185L184 223H183ZM219 225V226H218ZM180 227L179 228H181L182 230H183V226L182 225H179ZM102 227H103V225H102ZM201 227V226H200ZM200 227H199V229H200ZM223 231H222V230ZM171 230V229H170ZM215 230V231H214ZM206 231V232H205ZM222 231V232H221ZM160 232V231H159ZM163 232V231H162ZM177 233H176V235L175 236H177ZM216 233V234H217ZM159 234H161V233H159ZM163 234H165L164 236H167V235H169V238L170 239H172V237H175V236H173L172 235V233H171V231H169V230H166L165 231V233H163ZM188 235H189V237H188ZM204 235V236H203ZM161 236V235H160ZM164 236H161L163 239H164ZM182 236H180L178 239H180ZM203 237V238H202ZM166 238H168V237H165V239ZM168 238V239H169ZM189 238V239H188ZM162 239V240H163ZM168 239H166V241L165 240H163V244H164V241H165V244H167V241H168V244H169V246H170V248H172L171 249V251H172V253H174V255H172V257L173 258H171V256L170 255H168V252L170 251V249H168L169 248V246H168V250H166V251H163V250H161L162 252H163V254H164V252L165 253H167V254H165V255H167V256H165V255H163V254H161V255H159L160 253L158 252V255L160 256H158V258L156 257V259L157 260H155L154 262L153 261H151V264H153V263H155V262H157V264H172L173 263V261H174V263L175 262H177V264H179V261H181V260H184L185 259V257L186 256H190L189 254L190 253H188V252H186V251H184L183 249H181V248H179V246L178 245H174V246H172V245H170V243H169V240ZM178 239H176V240H178ZM196 242V243H197ZM202 244V245H203ZM135 245H137V244H135ZM178 246V249L176 248V247ZM92 248L94 247L93 245L91 246ZM154 247H156V248H159V247H157V245L156 246H154ZM176 248V249H174V252H173V248ZM151 247H149V250H152L153 249V247L150 249ZM147 249H148V247H147ZM146 248H144L142 251H147V252H150L149 250H147ZM183 250V251H181V250ZM98 250V249H97ZM97 250H95L94 252H96ZM155 250V248L152 250V251H154ZM175 250L176 251H180V255H179V252H175ZM99 251V250H98ZM151 251V252H152ZM160 251V252H161ZM168 251V252H167ZM171 251L169 252V254L171 253ZM155 252H157L156 250H155ZM155 252H153V254H155ZM171 253V254H172ZM162 255H163V257H162ZM184 255V256H183ZM177 256V257H176ZM161 257H162V259L163 260H165V261H163L162 259H161ZM169 257V260H167V258ZM171 258V259H170ZM174 258H176V259H174ZM160 259V260H159ZM162 260V261H161ZM171 260H173L172 262H169V261H171ZM167 261V262H166ZM133 262H135L136 263V261H133ZM133 262H131L132 264H133ZM139 264H146V260L145 261H142V260H138L137 261ZM143 262V263H142ZM159 262H163V263H159ZM134 263V264H135ZM137 263V264H138ZM147 263L148 264H150V260H149V262L147 261ZM173 263V264H174Z\"/></svg>",
  "mask_w": 264,
  "mask_h": 264
},
{
  "label": "snow or ice",
  "instance_id": "6c2138e0",
  "mask_svg": "<svg viewBox=\"0 0 264 264\" xmlns=\"http://www.w3.org/2000/svg\"><path fill=\"white\" fill-rule=\"evenodd\" d=\"M13 5L10 4H3L0 5V15H3L4 18V36L5 39L8 38L10 32L18 31V25L20 23V19L15 13L13 12ZM264 7V5H262ZM253 29L252 26L249 25L247 32L252 33ZM237 39H241V37H237ZM260 39L264 42V14L261 16V32H260ZM261 58L264 60V49L261 51ZM261 91L264 92V68L260 70L259 73ZM111 93H108V96L105 98L103 103L99 100L97 101V107H106L109 104ZM156 117H154L155 119ZM260 120V124L258 125L259 128V135H258V143L260 147V158H261V168H262V175L260 178V190L262 196H264V104L261 105V111L259 112L258 116L256 117ZM119 120V114L116 117ZM84 123V116L83 114H73L70 117V120L65 124V139L71 138V135L76 132L81 125ZM231 127L236 128L237 130L234 132L235 136H240L241 132L238 129V122L236 124H232ZM53 132V136L50 138L53 142L61 135L60 133L56 132V129H51ZM249 133V139H253L252 129L249 128L247 130ZM173 172H179L178 169H175L173 166ZM171 177V182L167 185V188L164 189L166 192H170L172 194V198L179 201L186 199L188 196L189 189H196L199 188L200 185L203 183V176L200 172L199 165L189 166L187 170L183 173H179L173 175L169 173ZM187 185V188L185 187ZM7 191V188L5 189ZM66 197H62L64 199ZM171 203V201H169ZM167 207V205L165 206ZM248 211L247 209L242 210ZM71 212V209L64 208L61 210V214H67ZM262 216H264V209H262ZM249 241L254 244V240L252 239L251 235L248 237ZM238 238L232 233V229H229L227 232H222L219 234L216 233H209L206 237V243L209 246V250L214 253V256L208 258L203 264H264V229H262L260 238H259V252H258V259L254 258L256 256V249L255 247L249 248L245 246H237ZM46 247L50 250L55 251L56 249L60 248V241L57 238L49 236L46 239ZM73 250L75 251V242L73 244ZM231 253L232 259H228V255ZM49 264H101L100 261H96L93 259H87L84 261H54L49 262ZM119 264V262H118ZM180 264H188L186 261H181Z\"/></svg>",
  "mask_w": 264,
  "mask_h": 264
}]
</instances>
